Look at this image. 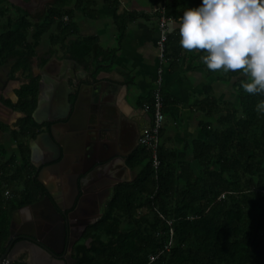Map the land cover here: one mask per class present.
<instances>
[{"label": "trees", "instance_id": "trees-1", "mask_svg": "<svg viewBox=\"0 0 264 264\" xmlns=\"http://www.w3.org/2000/svg\"><path fill=\"white\" fill-rule=\"evenodd\" d=\"M6 1L0 0V64L14 60L12 77L22 71L30 82L17 91L16 103L8 101L25 114L17 129L0 126L3 131L8 129L17 144L0 151V257L7 248L15 211L48 193L37 179L28 144L41 131L33 118L39 93V78L32 74L37 44L47 37L49 55L59 45L80 63L93 56V77L103 68L102 61L110 58L94 36L70 39L75 31L73 9L93 0H53L37 19L19 7L14 12ZM160 1L172 20L178 8L198 7L202 2L155 3ZM247 79L239 70L223 72V83L231 86L235 101L219 110L218 103L206 100L209 109L213 105L217 109L207 114H215L218 120L203 139L193 142V163L181 160L185 152L160 144L161 163L156 170L151 149L140 144L132 151L126 162L141 169L134 180L116 185L102 217L74 245L76 264H264V112L258 110L264 93H246L241 84ZM162 97L165 113L169 97L163 86ZM150 102H154L153 94ZM6 190L11 191L8 198ZM170 242V250L151 259Z\"/></svg>", "mask_w": 264, "mask_h": 264}, {"label": "crops", "instance_id": "crops-1", "mask_svg": "<svg viewBox=\"0 0 264 264\" xmlns=\"http://www.w3.org/2000/svg\"><path fill=\"white\" fill-rule=\"evenodd\" d=\"M7 2L12 8L21 5L22 8H19L29 13L33 19L36 18L37 14H32L29 8L30 0ZM158 4H163V1L155 3V0H93L75 8V4L69 7L74 8L72 24L75 25L70 39L81 40L94 36L104 52L109 54L110 58L104 64L102 57L99 58L103 68L95 77L92 76L95 70L93 56L86 63H80L69 58L64 52V47L59 45L55 47V52L47 63H43L38 57L33 59L34 75H42L38 100L40 98L43 101L48 116L62 117L52 123H57L54 127L58 139L70 148L67 157L63 156L56 160V163H52L51 160L45 161L48 152L43 149L44 143L39 147L36 145L39 153L45 156H42L39 167L45 168L44 183L53 184V195L70 210L75 208L83 195L81 190L79 193L73 192L75 177L80 180L94 165L100 164L98 161L90 164V161L96 159V155L106 159L123 157V165L108 167V173L112 172L117 176L116 181H132L138 175L141 168H131L126 160L140 145V136L152 123V111L147 110L146 105L151 103L161 66L163 88L169 97V103L165 108L160 144L168 150L185 152L182 161L193 163V142L203 139L210 126H216L218 117L214 116L215 114L208 115L207 111L217 109L214 105L213 110L209 109L206 100L210 98L218 103L219 110H225L228 101H235L231 86L223 83V71L211 72L204 64L201 57L206 53L203 50L188 51L180 46L179 28L183 12L186 10L184 7L177 9V16L169 25V59L160 64L157 43L159 24L152 13L153 7ZM43 41L48 43L46 50L39 53L44 57V61L47 59L44 52L48 54L50 45L47 37ZM7 63H10L9 69L4 66ZM14 63L15 61L11 60L0 64V79L5 80V84L0 87L5 88L3 93L0 89V109L3 110H0V126L7 125L11 130L17 129V123L25 116L8 104V101H18L17 91L22 85L18 76L10 78ZM18 74L24 77L23 73ZM67 98L71 106L69 113L65 114L64 111L69 106ZM0 130L9 132L8 129L3 131L1 127ZM31 143L34 142L31 140ZM87 150L91 151L92 156L88 157ZM86 164V172L80 170L77 174L76 171ZM101 181L102 175L98 176L94 183L99 186ZM86 196L87 194H84V197ZM95 201L97 205L100 203L98 199H84V209H91L95 206ZM36 211L41 210L31 209L29 213L22 210L15 223L16 230L25 229L23 223H28ZM103 214L98 212L95 216L100 219ZM35 224L30 230L39 228L37 223ZM81 239L78 238L77 242ZM91 241V238L88 239L86 244L89 245ZM14 253L13 264H63L59 260L49 259L44 253H32L28 249ZM69 253L75 260L72 264H76L73 249L69 250Z\"/></svg>", "mask_w": 264, "mask_h": 264}, {"label": "clouds", "instance_id": "clouds-1", "mask_svg": "<svg viewBox=\"0 0 264 264\" xmlns=\"http://www.w3.org/2000/svg\"><path fill=\"white\" fill-rule=\"evenodd\" d=\"M179 33L183 49L206 53L211 72L239 70L246 93H264V0H202L183 12Z\"/></svg>", "mask_w": 264, "mask_h": 264}, {"label": "water", "instance_id": "water-1", "mask_svg": "<svg viewBox=\"0 0 264 264\" xmlns=\"http://www.w3.org/2000/svg\"><path fill=\"white\" fill-rule=\"evenodd\" d=\"M6 68L10 67V63H7L4 65ZM1 67V65H0ZM6 79V78H5ZM0 87L2 84H4V79H0ZM67 104L69 105L67 109H65L64 113L68 114L70 109V102L68 101V98L66 99ZM1 104V101H0ZM45 105L43 101L39 98L37 107L35 111L33 112V118L37 123L42 122H52L56 119H61L62 117L51 115L48 116L44 109ZM2 110V109H0ZM3 111V110H2ZM5 111V110H4ZM7 112V111H6ZM73 116V115H72ZM75 116V115H74ZM70 123V121H69ZM60 124V123H59ZM64 124V123H62ZM94 138V137H93ZM44 143L43 149H46L48 152L47 155H45L47 158L45 161H52L55 162L57 159H60L63 156L68 155L69 153V147L68 145L58 139V136L55 132L54 125L50 128L49 131L41 132L37 135V137L34 139V144L32 145L31 149V161L34 166L39 167L40 163L42 162V156L39 153V149L37 148L36 144L39 145ZM41 146V145H40ZM43 156V157H45ZM121 160L124 163V159L121 156ZM96 161L100 162L101 165L99 166H105L109 165L110 167L115 166L116 162H119L120 159H106L100 155H96V159L92 160L90 164H95ZM56 163V162H55ZM89 164V165H90ZM96 165L92 168V171L88 172L86 176L82 177L80 180H77L75 177V183L73 192H81L83 195L80 197L77 205L74 208V211L71 213H68L70 209L66 207V205L61 204L56 197L53 195L52 191L54 190L53 185L46 186L47 191L50 194H46L41 200L34 202L32 204L26 205L15 211L13 214L12 220H11V226H10V236L7 244V249L4 252V254L0 257V260L4 257H7L10 260V264H13L14 261V251H19L21 249H28L31 250L32 253H44L46 257L49 259L52 258L54 261H61L63 264H69L72 262H75V260L72 258V256L69 253V250L71 251L73 249V246L77 242V239L80 237L82 232L85 229L82 227L78 232H75L74 225L77 224L75 221L72 220L74 218L76 212L78 210H85L83 206V200L86 198H89L90 200H97L98 198L101 200V213L103 214L106 210V201L110 199L114 193V185L111 187V190L108 194V196L102 197V195L96 196L94 194V187L95 185H89L86 187V183L90 184V181L87 180L90 173L96 170ZM107 166V167H109ZM88 165H84L82 169H78L76 173L78 174L81 171H84L85 173L87 170ZM87 180V181H85ZM81 190V191H80ZM84 194H87L86 197H84ZM75 199V197H72ZM25 209H40L41 211V217L46 220V223H50L48 226L49 228H52L54 226V223L58 222V229L59 232L57 233H46L44 230L46 227H43V231L39 229L40 232H38V229L35 228L34 230H26L22 229L17 231L16 230V221L19 213ZM88 211V209L86 208ZM101 217V216H100ZM88 222L92 223L94 222V219L89 220ZM33 224V223H32Z\"/></svg>", "mask_w": 264, "mask_h": 264}, {"label": "flooded vegetation", "instance_id": "flooded-vegetation-1", "mask_svg": "<svg viewBox=\"0 0 264 264\" xmlns=\"http://www.w3.org/2000/svg\"><path fill=\"white\" fill-rule=\"evenodd\" d=\"M42 1H44V0H42ZM14 6V5H13ZM15 6H17V7H21V5L19 6V5H15ZM15 8L16 7H14V12H16V10H15ZM22 8V7H21ZM18 12V11H17ZM32 12V11H31ZM32 14H36L35 12H32ZM37 17H38V15H36V18L35 19H37ZM39 53L40 52H38V55L36 56V57H38L39 58V60L40 61H42L43 63H47L48 61H50L51 60V58H52V56H53V54L52 55H49V54H47V52H44L45 54V57L47 58L46 60H44L43 61V59H44V57L42 58L40 55H39ZM35 57H33L32 58V63H33V59H34ZM9 62V61H8ZM48 68L46 67V70H47ZM18 73H23L22 71H17L16 73H14V77H12L13 75V73L11 72V74H10V78L12 79V78H15L16 76H18V79L22 82V85H21V87L23 86V85H25L26 83H29L30 82V80L26 77V75L24 74V77L22 76V75H19ZM32 74H33V76L34 77H37V78H39V93H38V97H39V95H40V84H41V77H42V75H39V76H36V75H34V73H33V70H32ZM13 80H15V79H13ZM5 84V83H4ZM6 86H7V84H6ZM5 86V87H6ZM20 87V88H21ZM1 89V92L3 93V91H4V89L5 88H0ZM10 106V105H9ZM11 107V106H10ZM57 123H52V122H42V123H40V129H41V131L42 132H44V131H46L47 129H50L53 125L55 126ZM41 131L39 132V133H41ZM38 133V134H39ZM103 133V132H102ZM37 137V136H36ZM35 137V138H36ZM34 138V139H35ZM34 139H30L29 140V148H30V153L32 152V149H31V147H32V145L34 144V143H31L30 144V141L32 140V142H34ZM94 140L96 139V137H94L93 138ZM37 145V144H36ZM92 146H93V148H94V144L92 143ZM96 146V145H95ZM38 148V147H37ZM95 149V148H94ZM87 152V155H88V157H90V156H92L91 155V151L90 150H87L86 151ZM92 158V157H91ZM115 159H120V161L119 162H116V164H122L123 162H122V160H121V156H118V157H116ZM58 160V159H57ZM89 160V159H88ZM87 160V161H88ZM60 161V160H59ZM91 162V161H90ZM52 163H54V162H52ZM88 163V162H87ZM99 165H101V164H97V166H99ZM123 165V164H122ZM96 166V167H97ZM109 166V165H108ZM36 167V166H35ZM110 167V166H109ZM45 168H44V166H40V167H36V171H37V179L39 180V182L42 184V185H44V187L46 188V186H51V185H53L52 183H50L49 185H47L46 183H44V180H43V170H44ZM107 170H108V168H107ZM91 171H92V169H91ZM99 172H101V168L100 169H98L96 172H94L93 174H92V176L90 175V177H89V181H90V184L89 183H86V187H88L89 185H95L96 186V184L94 183V181L97 179V177H98V175H103L104 173H99ZM112 173V172H111ZM105 176V175H104ZM103 176V178H102V180H103V182L104 183H106V180H107V177L105 176L104 177ZM111 177L113 178V179H111V181H110V183L109 184H107L106 186H105V184L104 185H97L98 187H94V194L96 195V196H98V195H102V197H105V196H108V194H109V192H110V190H111V187L114 185V190H115V187H116V185L118 184V183H120V182H123V181H116L117 180V176H115V173H112L111 174ZM85 181H87V180H85ZM101 186V187H100ZM99 189V190H98ZM47 190V189H46ZM48 192V191H47ZM47 194H50L49 192L47 193ZM46 195V194H45ZM44 197V196H43ZM42 197V198H43ZM98 200H99V206L97 205V203H96V201H95V206H93L91 209H88V211L87 210H78L77 212H76V214H75V216H74V218H72V220L73 221H75L77 224H75L74 225V231L75 232H78L80 229H82V227H84V225H85V229H84V231L82 232V234L80 235V237L79 238H82L83 237V235H84V233H85V231L87 230V228L90 226V225H92V224H94V223H96L98 220H99V218H98V216H95V215H97V213L98 212H100V214H101V205H102V202H101V200L98 198ZM109 200V199H108ZM76 205V204H75ZM97 207H98V209H97ZM72 211H74V209L73 210H69L68 211V213H71ZM36 218V219H35ZM82 219V220H81ZM92 219H94V222H92V223H90V222H88L89 220H92ZM33 223V224H32ZM35 223H37V227H39V228H37L38 229V232H40L39 231V229H41L42 231H43V227H46L47 226V223H46V220L45 219H43L42 217H41V212L40 211H36L35 212V216L33 215L32 217H31V219L29 220V222L28 223H26V222H24L23 223V226H25L24 228L26 229V230H30V229H32V227H34L36 224ZM46 225V226H45ZM26 227H29V228H26ZM47 228V227H46ZM45 228V232L46 233H50V230L48 229H46ZM36 230V229H35ZM37 231V230H36Z\"/></svg>", "mask_w": 264, "mask_h": 264}, {"label": "built area", "instance_id": "built-area-1", "mask_svg": "<svg viewBox=\"0 0 264 264\" xmlns=\"http://www.w3.org/2000/svg\"><path fill=\"white\" fill-rule=\"evenodd\" d=\"M152 13L156 16L159 24L160 29V35L158 39V50H159V57H160V64L162 65L165 61H167V58L165 56V47H166V41L168 38V25L172 21V18L167 16V8L164 4H158L153 7ZM64 21H69L68 16H64ZM159 74L156 80V86L153 91L154 96V102L152 105L147 104L146 109L147 110H153L152 112V123L149 128L145 129L142 135L139 138V143L141 145L147 146L152 151V164L154 168L157 170L160 166V159L158 156V148L160 145V139H161V133L164 127L165 122V113L163 112L164 108V100L162 97V66L158 70ZM157 174V173H156ZM6 197L11 196V191L6 190L5 192ZM172 221L169 220V223ZM172 231V230H171ZM171 242L160 251V253L157 256H152L151 259L154 260L156 257H158L162 252L165 250H170ZM0 264H10V260L7 257H4L0 260Z\"/></svg>", "mask_w": 264, "mask_h": 264}, {"label": "rangeland", "instance_id": "rangeland-1", "mask_svg": "<svg viewBox=\"0 0 264 264\" xmlns=\"http://www.w3.org/2000/svg\"><path fill=\"white\" fill-rule=\"evenodd\" d=\"M46 1V2H45ZM45 1H42V0H30V2H29V4H30V6H29V8H30V10L32 11V12H35L37 15H39L44 9H45V6L47 7L49 4L47 3V2H49V1H47V0H45ZM7 2V1H6ZM7 3H9V2H7ZM26 4V3H25ZM48 4V5H47ZM10 5V4H9ZM91 13V12H90ZM11 15H13L12 13H11ZM160 29H159V27H158V36H159V34H160ZM46 38V37H45ZM44 38V39H45ZM48 43L47 42H44V41H42V42H40L39 44H37V49H38V51L40 52V53H43V51H45L46 50V45H47ZM162 85H163V83H162ZM155 86V85H154ZM17 145V144H16ZM14 146H15V143H13L12 142V139H11V134H10V132H2L1 130H0V150L1 149H11V148H14Z\"/></svg>", "mask_w": 264, "mask_h": 264}, {"label": "bare ground", "instance_id": "bare-ground-1", "mask_svg": "<svg viewBox=\"0 0 264 264\" xmlns=\"http://www.w3.org/2000/svg\"><path fill=\"white\" fill-rule=\"evenodd\" d=\"M63 79V78H62ZM1 108V107H0ZM114 144V143H113ZM44 155V154H43ZM108 166V164L107 165H105V166H98L97 168H96V170L95 171H93L90 175L92 176V174L94 173V172H96L98 169H100L101 168V172H99V173H104L103 175H102V178H103V176L105 175L106 177H107V180H106V183H104L103 182V180L101 181V185H104L105 184V186L107 185V184H109L110 183V181H111V179H113L112 177H111V172H109L108 173V170H107V167ZM90 175H89V177H90ZM98 176H100V175H98ZM104 176V177H105ZM89 177L87 178V180H89ZM95 187H97V186H95ZM101 187V186H100ZM99 190V189H98ZM99 206V205H98ZM31 210V209H30ZM30 210L29 209H25V212L26 213H29L30 212ZM31 216V215H30ZM44 219V218H43ZM82 220V219H81ZM50 223H47V226L49 225ZM57 225H58V222L57 223H54V226L52 227V228H49V227H47L46 229L48 230H50V234L51 233H57V232H59V229H58V227H57ZM17 227V226H16ZM46 259V258H45ZM41 262H43V261H41ZM46 263H48V262H46Z\"/></svg>", "mask_w": 264, "mask_h": 264}]
</instances>
